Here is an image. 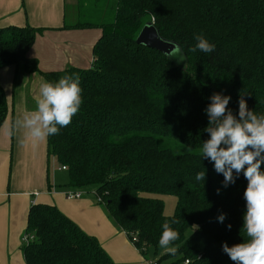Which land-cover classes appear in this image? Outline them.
Wrapping results in <instances>:
<instances>
[{"label":"trees","instance_id":"16d2710c","mask_svg":"<svg viewBox=\"0 0 264 264\" xmlns=\"http://www.w3.org/2000/svg\"><path fill=\"white\" fill-rule=\"evenodd\" d=\"M111 13L109 19L78 9L70 25L65 9L56 29L99 31L88 68L40 71L28 53L37 36L54 29L26 24L0 27V69L22 65L28 76L47 82L79 76L82 103L69 125L46 138L48 162L65 168L69 189L100 198L128 239L136 235L133 245L145 258L149 249L156 252L168 220L179 235L177 253L161 255L159 264H233L221 244L247 239L246 180L241 174L223 188L222 175L207 158L200 160L208 138L204 109L210 95L221 93L230 97L233 115L240 98L264 114V0H114ZM149 22L179 51L166 57L137 45ZM196 34L215 50L190 51ZM9 113L0 85V128ZM203 169L201 187L194 177ZM143 194L176 197L173 215L164 216L162 200ZM220 213L223 223L216 221ZM25 234L35 236L22 245L25 264H113L94 238L53 206L31 204Z\"/></svg>","mask_w":264,"mask_h":264},{"label":"crops","instance_id":"0c3cea01","mask_svg":"<svg viewBox=\"0 0 264 264\" xmlns=\"http://www.w3.org/2000/svg\"><path fill=\"white\" fill-rule=\"evenodd\" d=\"M75 5L76 0H0V27L27 24L54 29L37 36L28 53L42 72L88 68L99 31L56 30L64 24L66 7ZM42 81L38 74L28 76L22 65L0 69V85L10 108L0 128V264H25L21 238L29 207L34 203L55 207L84 234L94 238L113 264H147L104 207L96 203L93 194L58 185L61 170L54 166V160L48 162L46 139L33 142L22 128L12 136L5 133L13 120L35 110ZM52 167L57 170L51 181ZM66 192H80L81 197L67 199Z\"/></svg>","mask_w":264,"mask_h":264},{"label":"clouds","instance_id":"9594fccd","mask_svg":"<svg viewBox=\"0 0 264 264\" xmlns=\"http://www.w3.org/2000/svg\"><path fill=\"white\" fill-rule=\"evenodd\" d=\"M194 40L195 44L190 48L192 52L199 50L208 54L215 50V44L202 34L194 35ZM172 46L179 51L178 45ZM81 91L80 78L76 73L65 74L55 82L42 81L35 110L13 120L6 126L5 133L12 136L18 129H26V136L33 142L57 134L79 111ZM208 100L210 102L204 109L208 122L204 131L208 138L201 142L200 160L207 158L214 171L222 175L223 188L234 183L241 174L246 180L242 226L247 239L232 246L222 243L221 249L233 264H264V167H261L264 165V114L257 115L248 109L243 98L238 100L235 115L227 107L229 96L213 93ZM185 150L190 149L186 147ZM194 179L202 187L205 170L197 172ZM216 192L219 194L220 189ZM224 220V213L216 216L217 222L223 223ZM171 223L174 224L175 220ZM225 227L230 229L231 225ZM178 238V232L166 220L162 225L159 246L167 254L175 255L177 248L174 242Z\"/></svg>","mask_w":264,"mask_h":264},{"label":"rangeland","instance_id":"374dc122","mask_svg":"<svg viewBox=\"0 0 264 264\" xmlns=\"http://www.w3.org/2000/svg\"><path fill=\"white\" fill-rule=\"evenodd\" d=\"M83 2H77L76 5L74 7H66V15H67V20L70 25H73L74 22L77 20L76 16H77V11L78 9L80 10H85V11H97V15L98 16H107L109 17V19H111L110 17L112 16L111 13V9L112 7H114V0L109 1V0H96V2L94 0H82ZM102 12V13H101ZM102 14V15H101ZM86 21V20H83ZM88 22V21H87ZM91 23H99L97 20L92 21ZM177 52V51H176ZM175 52V53H176ZM55 167H57L58 165H54ZM55 167H52V171L49 175L51 181H52V177L54 174V171L57 170ZM59 170H60V166H58ZM63 177V180H62ZM65 178H66V173L63 171H60V174L57 175V183L60 187L64 188V184H65ZM84 194L86 195L87 192H84ZM90 196V193L88 194ZM144 197H149V198H158L160 200H162L163 202V214L166 217H170L173 215L174 213V209H175V205H176V197L172 196V195H163V194H143ZM90 198V197H89ZM100 205V204H98ZM33 240V239H31ZM165 250L162 249L160 246H158L156 252H154V250L149 249V253L147 254L148 256L145 258L146 260H150V259H155L157 260L161 255L165 254ZM160 264H167L166 262H162Z\"/></svg>","mask_w":264,"mask_h":264},{"label":"water","instance_id":"95a60500","mask_svg":"<svg viewBox=\"0 0 264 264\" xmlns=\"http://www.w3.org/2000/svg\"><path fill=\"white\" fill-rule=\"evenodd\" d=\"M137 45L143 46L148 49L155 50L166 57L173 55L177 50L171 42L162 39L153 23H146L140 30L135 40Z\"/></svg>","mask_w":264,"mask_h":264},{"label":"built area","instance_id":"2783aa9c","mask_svg":"<svg viewBox=\"0 0 264 264\" xmlns=\"http://www.w3.org/2000/svg\"><path fill=\"white\" fill-rule=\"evenodd\" d=\"M60 170L61 171H64L65 168L64 167H60ZM65 197L67 199H78L81 197V193L80 192H66L65 193ZM96 203L98 204H102V201L100 200V198H96L95 199ZM32 239V237L28 234H23L22 238H21V244L22 245H26L29 243V241ZM130 243L133 245L137 242V239H136V235L135 234H131L130 235V239H129ZM147 264H159L157 262V260L155 259H150V260H146ZM187 263V262H186Z\"/></svg>","mask_w":264,"mask_h":264}]
</instances>
